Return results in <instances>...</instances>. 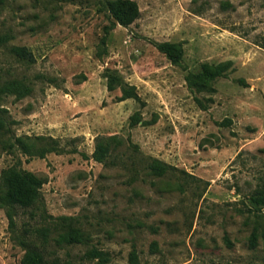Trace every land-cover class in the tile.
I'll return each mask as SVG.
<instances>
[{"label": "rangeland", "instance_id": "rangeland-1", "mask_svg": "<svg viewBox=\"0 0 264 264\" xmlns=\"http://www.w3.org/2000/svg\"><path fill=\"white\" fill-rule=\"evenodd\" d=\"M1 1L0 33L35 59L0 47V77L31 87L0 102L11 132L57 148L0 150V171L19 159L44 181L38 209H17L11 223L0 205V264H20L25 238L56 264H264L254 197L264 191V0H134L139 15L127 26L104 0ZM164 41L181 44L178 64L157 49ZM227 60L213 90L188 87L189 72ZM124 84L137 97L121 100ZM99 138L106 163L93 157ZM152 158L172 168L152 175ZM68 230L83 239L55 243Z\"/></svg>", "mask_w": 264, "mask_h": 264}, {"label": "trees", "instance_id": "trees-1", "mask_svg": "<svg viewBox=\"0 0 264 264\" xmlns=\"http://www.w3.org/2000/svg\"><path fill=\"white\" fill-rule=\"evenodd\" d=\"M104 2L113 22L122 26L129 25L139 15L138 6L134 0H104ZM11 38L12 36L9 33H0V47H6L8 52L20 61L33 63L35 59L32 51L24 45H8V41ZM156 47L173 64L180 62L182 57V46L180 43L164 41L156 43ZM230 66V60L215 64L204 62L197 71H191L186 75L187 85L191 90L211 91L213 90L212 81L218 77L226 76ZM117 80V75L109 72L107 74V88L109 90L114 89ZM30 90L31 87L21 80L3 79L0 77V102L8 95L23 97ZM129 97H137L135 88L133 85L124 84L122 85L120 99ZM14 122L15 120L8 116L7 109L0 103V150L13 155L23 154L30 157H44L47 152L56 150L57 142L50 137L27 134L16 135L12 133L11 125ZM103 139L99 138L97 140L93 157L99 162L106 163L110 152L107 143H104ZM107 139L115 140V136H109ZM18 163L19 159L15 164L0 171V205L6 209L11 223L13 222V214L17 209H38L41 199L40 188L44 182L40 176L20 168ZM170 168H172L170 165L155 158H152L147 164L148 172L155 176L164 175ZM180 186L181 183H177V187ZM254 197L256 202L264 206V191L258 192ZM37 233L41 236L43 243H46L48 240L46 228L37 229ZM82 239V233L68 230L57 234L53 240L55 243L61 244L75 243ZM20 244L25 248L19 261L20 264H56L54 259L48 262L43 248L38 247L31 240L21 239ZM248 244L252 248L256 246V230H253L249 235ZM90 253L99 257H102L103 254L98 250H92ZM131 258L133 261L135 260L133 253Z\"/></svg>", "mask_w": 264, "mask_h": 264}]
</instances>
